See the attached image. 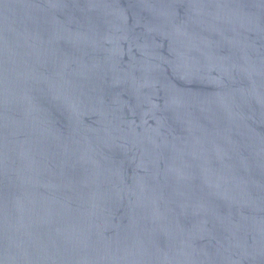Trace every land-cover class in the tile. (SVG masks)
<instances>
[{"label": "water", "instance_id": "1", "mask_svg": "<svg viewBox=\"0 0 264 264\" xmlns=\"http://www.w3.org/2000/svg\"><path fill=\"white\" fill-rule=\"evenodd\" d=\"M0 264H264V0H0Z\"/></svg>", "mask_w": 264, "mask_h": 264}]
</instances>
